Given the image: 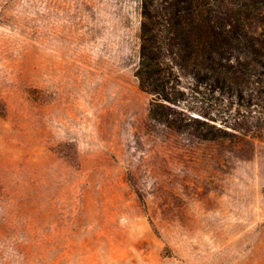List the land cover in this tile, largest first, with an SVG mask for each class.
<instances>
[{
  "label": "rangeland",
  "instance_id": "1",
  "mask_svg": "<svg viewBox=\"0 0 264 264\" xmlns=\"http://www.w3.org/2000/svg\"><path fill=\"white\" fill-rule=\"evenodd\" d=\"M141 0H0V264H264V145L147 125Z\"/></svg>",
  "mask_w": 264,
  "mask_h": 264
},
{
  "label": "trees",
  "instance_id": "2",
  "mask_svg": "<svg viewBox=\"0 0 264 264\" xmlns=\"http://www.w3.org/2000/svg\"><path fill=\"white\" fill-rule=\"evenodd\" d=\"M134 72L147 125L227 143L239 160L264 145V0H141Z\"/></svg>",
  "mask_w": 264,
  "mask_h": 264
}]
</instances>
